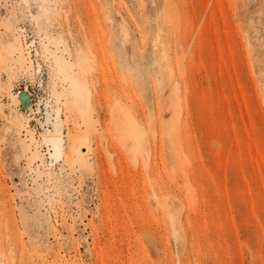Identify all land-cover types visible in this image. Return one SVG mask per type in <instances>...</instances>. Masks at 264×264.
Instances as JSON below:
<instances>
[{
    "label": "rangeland",
    "instance_id": "obj_1",
    "mask_svg": "<svg viewBox=\"0 0 264 264\" xmlns=\"http://www.w3.org/2000/svg\"><path fill=\"white\" fill-rule=\"evenodd\" d=\"M0 264H264V0H0Z\"/></svg>",
    "mask_w": 264,
    "mask_h": 264
},
{
    "label": "bare ground",
    "instance_id": "obj_2",
    "mask_svg": "<svg viewBox=\"0 0 264 264\" xmlns=\"http://www.w3.org/2000/svg\"><path fill=\"white\" fill-rule=\"evenodd\" d=\"M19 41L21 42L22 39L21 37H19ZM30 48V47H28ZM30 51V50H29ZM48 51H51L52 53H54V55L57 56H63L60 53L59 47H57V49L51 50L48 47ZM23 57V62L26 61L27 56L23 53L22 54ZM33 61V59L31 58V62ZM58 61V60H57ZM33 64V62H32ZM30 64V67H32L33 65ZM76 91V90H74ZM14 96V95H13ZM20 95L18 94V96H14V99L16 101L17 104H19V102L22 104V99L19 98ZM31 104V103H30ZM82 104L85 105V103L82 101ZM40 109V108H39ZM62 106L58 105L57 107H55L54 105H52L51 103L47 104V116L46 119H41L39 120V124L42 128V136L44 137V139L47 142H50L53 146V148L51 149V155L55 158H60L64 153V118L62 117ZM66 132V131H65ZM34 135H32V140ZM73 140H77V137H75ZM74 142V141H73ZM82 143V141H81ZM78 152L79 150H77L76 148L68 155V158H74L76 159L78 156Z\"/></svg>",
    "mask_w": 264,
    "mask_h": 264
},
{
    "label": "built area",
    "instance_id": "obj_3",
    "mask_svg": "<svg viewBox=\"0 0 264 264\" xmlns=\"http://www.w3.org/2000/svg\"><path fill=\"white\" fill-rule=\"evenodd\" d=\"M24 89H27L30 92L32 101H31V104L29 105L28 108L24 109V108H22L21 105H20V108L22 110H24L25 112H30L31 110H34V106L37 103L35 100L36 99V91H35V88L32 84H26L24 87L20 86L15 92L20 95V92Z\"/></svg>",
    "mask_w": 264,
    "mask_h": 264
},
{
    "label": "water",
    "instance_id": "obj_4",
    "mask_svg": "<svg viewBox=\"0 0 264 264\" xmlns=\"http://www.w3.org/2000/svg\"><path fill=\"white\" fill-rule=\"evenodd\" d=\"M20 98L22 99V108H28L32 99L30 92L27 89H24L20 92Z\"/></svg>",
    "mask_w": 264,
    "mask_h": 264
}]
</instances>
